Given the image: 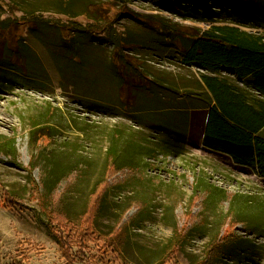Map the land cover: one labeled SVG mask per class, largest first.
I'll use <instances>...</instances> for the list:
<instances>
[{
    "label": "rangeland",
    "instance_id": "374dc122",
    "mask_svg": "<svg viewBox=\"0 0 264 264\" xmlns=\"http://www.w3.org/2000/svg\"><path fill=\"white\" fill-rule=\"evenodd\" d=\"M222 1L208 21L171 0H0V58L22 67L0 62V264H65L56 218L82 224L102 185L73 264H264V177L183 130L199 68L174 33H264V0Z\"/></svg>",
    "mask_w": 264,
    "mask_h": 264
},
{
    "label": "trees",
    "instance_id": "16d2710c",
    "mask_svg": "<svg viewBox=\"0 0 264 264\" xmlns=\"http://www.w3.org/2000/svg\"><path fill=\"white\" fill-rule=\"evenodd\" d=\"M171 1L179 7L191 6L198 12H211L209 17L197 19L218 21L215 19L218 11L213 10L212 5L210 9L208 0H185L188 4L182 5L181 0ZM237 1L245 7L258 8V0ZM150 23L154 24V21ZM8 28L0 25V31ZM174 34V40L180 41L181 61L199 68L198 91L189 92L187 105L185 101H180L181 109L187 108L183 127L187 140L191 143L201 140L213 152L227 156L239 166L254 168L264 177V33L229 24H212L208 29L197 28L194 33L182 32L183 36ZM17 43V50L12 48L13 53L19 55V51L26 53L25 50H30L22 40L19 39ZM11 59V56H3L0 62L12 69L22 68L18 60ZM221 71L234 75L236 80L242 82L241 85L230 77L219 75ZM194 112L197 127L193 123ZM204 118L206 123L203 126ZM10 148V153L16 155L14 141ZM92 193L82 224H74L66 215L56 218L65 264H73V243H77L79 250H82L90 241L99 238L93 220L102 211L105 187L98 186ZM1 194L6 206H15L17 202L9 190L3 188ZM110 244L113 245L111 239Z\"/></svg>",
    "mask_w": 264,
    "mask_h": 264
},
{
    "label": "crops",
    "instance_id": "0c3cea01",
    "mask_svg": "<svg viewBox=\"0 0 264 264\" xmlns=\"http://www.w3.org/2000/svg\"><path fill=\"white\" fill-rule=\"evenodd\" d=\"M207 73H209V74H213V73H211V72H209V71H207ZM193 113V112H192ZM196 117L197 116H195V112H194V114H193V123H195V127H197L198 125H197V123H198V120L196 119ZM205 119V118H204ZM205 123H206V119H205V121H204V123H202V125L204 126L205 125ZM193 144H197V145H201L202 147H205L204 145H203V143L201 142V140L199 141V140H197L196 142L194 141L193 142ZM205 148H207V147H205ZM208 149V148H207ZM208 150H210V149H208ZM210 151H212V150H210ZM213 152V151H212ZM216 152V151H215ZM214 152V153H215Z\"/></svg>",
    "mask_w": 264,
    "mask_h": 264
}]
</instances>
